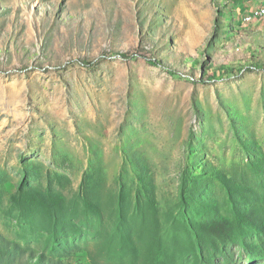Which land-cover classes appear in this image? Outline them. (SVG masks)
Here are the masks:
<instances>
[{"label":"rangeland","instance_id":"obj_1","mask_svg":"<svg viewBox=\"0 0 264 264\" xmlns=\"http://www.w3.org/2000/svg\"><path fill=\"white\" fill-rule=\"evenodd\" d=\"M241 8L0 0V264H264V20Z\"/></svg>","mask_w":264,"mask_h":264},{"label":"trees","instance_id":"obj_2","mask_svg":"<svg viewBox=\"0 0 264 264\" xmlns=\"http://www.w3.org/2000/svg\"><path fill=\"white\" fill-rule=\"evenodd\" d=\"M217 72L219 73L218 77H227L230 74H234L235 71L234 70H229L225 67H221L217 70ZM239 72V71H238ZM216 77V73L213 74V78ZM212 233H218V232H223V231H227V222L226 221H218L213 223L212 225L209 226Z\"/></svg>","mask_w":264,"mask_h":264},{"label":"crops","instance_id":"obj_3","mask_svg":"<svg viewBox=\"0 0 264 264\" xmlns=\"http://www.w3.org/2000/svg\"><path fill=\"white\" fill-rule=\"evenodd\" d=\"M238 4V6L241 5V10L240 12L246 14L247 12L249 13L252 9L264 6V0H247L246 2H242L240 0H235Z\"/></svg>","mask_w":264,"mask_h":264},{"label":"bare ground","instance_id":"obj_4","mask_svg":"<svg viewBox=\"0 0 264 264\" xmlns=\"http://www.w3.org/2000/svg\"><path fill=\"white\" fill-rule=\"evenodd\" d=\"M260 13L262 14V16H264V6H261V7H257V8H254L252 9L244 18V22L246 24H254V23H250V22H247V19H252V18H257L259 17ZM264 18H262L261 20H255V22H258V21H263Z\"/></svg>","mask_w":264,"mask_h":264},{"label":"built area","instance_id":"obj_5","mask_svg":"<svg viewBox=\"0 0 264 264\" xmlns=\"http://www.w3.org/2000/svg\"><path fill=\"white\" fill-rule=\"evenodd\" d=\"M262 18H264V16H262V14L260 13L259 17L252 18V19H247V22L255 23V20H261Z\"/></svg>","mask_w":264,"mask_h":264}]
</instances>
